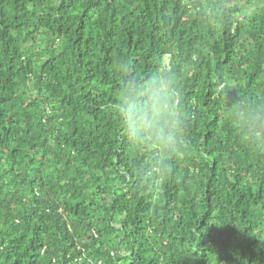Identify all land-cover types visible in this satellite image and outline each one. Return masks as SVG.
I'll use <instances>...</instances> for the list:
<instances>
[{"label": "trees", "instance_id": "1", "mask_svg": "<svg viewBox=\"0 0 264 264\" xmlns=\"http://www.w3.org/2000/svg\"><path fill=\"white\" fill-rule=\"evenodd\" d=\"M261 151L264 0H0V264H264Z\"/></svg>", "mask_w": 264, "mask_h": 264}, {"label": "clouds", "instance_id": "2", "mask_svg": "<svg viewBox=\"0 0 264 264\" xmlns=\"http://www.w3.org/2000/svg\"><path fill=\"white\" fill-rule=\"evenodd\" d=\"M145 103H147V101H145ZM261 152H264V151H261Z\"/></svg>", "mask_w": 264, "mask_h": 264}]
</instances>
